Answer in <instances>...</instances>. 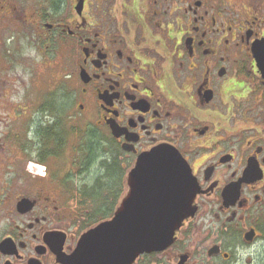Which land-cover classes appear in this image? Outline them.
I'll list each match as a JSON object with an SVG mask.
<instances>
[{"label": "flooded vegetation", "instance_id": "obj_1", "mask_svg": "<svg viewBox=\"0 0 264 264\" xmlns=\"http://www.w3.org/2000/svg\"><path fill=\"white\" fill-rule=\"evenodd\" d=\"M69 3L50 10L66 15L57 24L42 4L30 13L39 40L67 44L75 107H49L30 144L13 119L0 264H74L82 237L126 199L138 159L161 148L179 155L196 188L170 244L132 264H264V0ZM16 11L3 4L0 17ZM106 166L114 186L96 187Z\"/></svg>", "mask_w": 264, "mask_h": 264}, {"label": "rangeland", "instance_id": "obj_2", "mask_svg": "<svg viewBox=\"0 0 264 264\" xmlns=\"http://www.w3.org/2000/svg\"><path fill=\"white\" fill-rule=\"evenodd\" d=\"M0 1V6L6 4L7 9L12 10L14 7L16 12H19L9 19L0 17V170H2L12 158L7 147L9 148L8 139L12 126L18 128L17 120L15 122L13 119L17 116L23 120L21 125L25 126L27 133L25 140L30 144L37 127L41 123L44 125L49 122V107L55 109L61 105L69 108V111L74 109L75 101L72 96L75 84L65 78L71 71L69 54L66 53L67 44H61L60 47L55 44L49 45L43 42V39L39 40L40 34L37 24L34 23L37 19L30 16L32 11H40L38 6L42 4L46 9V19L52 24H57L61 19H65L62 17L66 15L58 17L50 15V12L63 10L65 4H70L69 0H63L65 4L62 6L61 3H56L57 7L52 8L50 2L53 0ZM39 106L45 107L43 109L47 111L46 115L40 112ZM21 109L25 111L23 115ZM64 123L66 125V121ZM68 140L65 156L63 155L61 160L67 168V154L70 153L68 146L75 142L71 137ZM30 167L39 175L44 174L43 168H35L33 165ZM97 168L99 169L95 166L91 172L95 173ZM194 260L198 262L197 258Z\"/></svg>", "mask_w": 264, "mask_h": 264}, {"label": "water", "instance_id": "obj_3", "mask_svg": "<svg viewBox=\"0 0 264 264\" xmlns=\"http://www.w3.org/2000/svg\"><path fill=\"white\" fill-rule=\"evenodd\" d=\"M127 188L113 218L82 237L74 264H132L163 250L187 216L196 184L179 155L161 148L138 159Z\"/></svg>", "mask_w": 264, "mask_h": 264}, {"label": "trees", "instance_id": "obj_4", "mask_svg": "<svg viewBox=\"0 0 264 264\" xmlns=\"http://www.w3.org/2000/svg\"><path fill=\"white\" fill-rule=\"evenodd\" d=\"M53 3H56V0H53ZM51 108V107H50ZM54 110V109H53ZM51 133H52V131H50V132H47L46 133V135H45V139H51L52 137H53V135H51ZM90 144H92V141H90ZM93 147L91 148L92 150H91V154L93 155V156H98L99 155V151H98V149L95 147V145L93 144L92 145ZM92 160H94V159H92ZM93 164V163H92ZM92 166V165H91ZM106 170H107V172L106 173H104L103 175H101V176H99L98 178L97 177H95L96 178V181H95V184H96V187H98V186H100V185H107V182L104 184L103 183V181H104V179L105 180H108V179H110V181H111V186H114V182H115V168L114 167H107L106 166ZM96 176H97V174H96Z\"/></svg>", "mask_w": 264, "mask_h": 264}]
</instances>
